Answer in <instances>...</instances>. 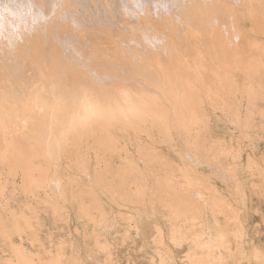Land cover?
<instances>
[{"label":"bare ground","instance_id":"6f19581e","mask_svg":"<svg viewBox=\"0 0 264 264\" xmlns=\"http://www.w3.org/2000/svg\"><path fill=\"white\" fill-rule=\"evenodd\" d=\"M244 72L264 74V0H0V224L102 201L123 129L166 130Z\"/></svg>","mask_w":264,"mask_h":264},{"label":"rangeland","instance_id":"374dc122","mask_svg":"<svg viewBox=\"0 0 264 264\" xmlns=\"http://www.w3.org/2000/svg\"><path fill=\"white\" fill-rule=\"evenodd\" d=\"M236 75L235 85L197 92L201 110L181 117L180 126L172 120L166 130L123 129L120 143L131 150L122 155L123 178L108 174L123 184L93 191L102 199L96 205H42L38 217L0 224V259H8L2 264H264V74L252 82L248 72ZM211 116L218 117L216 133ZM219 200L233 208L202 210L206 218L196 229L203 235L190 238L173 202ZM215 219L225 222L222 238Z\"/></svg>","mask_w":264,"mask_h":264},{"label":"crops","instance_id":"0c3cea01","mask_svg":"<svg viewBox=\"0 0 264 264\" xmlns=\"http://www.w3.org/2000/svg\"><path fill=\"white\" fill-rule=\"evenodd\" d=\"M240 113L241 114H244L245 111L244 110H240ZM256 123H259V120L256 119ZM262 123V126H264V121L263 122H260ZM257 127L258 125L260 124H255ZM222 127H227V126H224V125H220ZM261 126V125H260ZM170 161H175L174 159H170ZM169 174V173H168ZM214 187H216L214 185ZM219 187V186H218ZM209 203V205H202L203 203H198V202H193V203H189L187 201H180V202H176L174 203L173 202V210L175 214H177V218H180L183 220V224H184V228L185 230L189 229L190 233L188 234L189 237L191 235H203V231L204 230H201L200 231L196 229V227L198 225H200L201 221H204V219L206 218L204 215H203V211L204 209H207V208H211V207H217V209H220L222 210L223 208H228V207H232L230 204L231 203H228V202H221L220 200L217 201V202H210V201H206ZM249 207H252L253 208V205L249 206L247 205V208ZM144 214V213H143ZM191 216L193 217H196L194 221H196L197 223H192L191 219ZM155 220V219H154ZM198 220V221H197ZM216 222H215V229H216V234L219 238H222V234H223V226L225 225V222L221 219H215ZM195 228L194 230H192V228ZM192 230V231H191ZM191 238V237H190ZM4 260H8V259H4V258H1L0 259V264L3 263Z\"/></svg>","mask_w":264,"mask_h":264}]
</instances>
